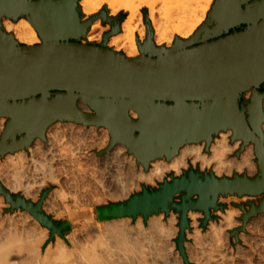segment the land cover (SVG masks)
Wrapping results in <instances>:
<instances>
[{
    "label": "water",
    "instance_id": "obj_1",
    "mask_svg": "<svg viewBox=\"0 0 264 264\" xmlns=\"http://www.w3.org/2000/svg\"><path fill=\"white\" fill-rule=\"evenodd\" d=\"M3 18L29 19L42 42L19 43L4 29ZM98 19L111 29L100 43L87 41ZM144 22L146 37L137 40L140 54L128 57L108 46L121 24L106 7L85 19L79 0H0V118L7 120L0 157L28 149L36 138L46 140L50 125L69 121L108 128L110 142L98 155L124 144L148 169L152 161L171 159L187 143L205 141L208 151L216 135L230 130L231 143L241 141L235 156L253 144L256 175L217 176L213 170L189 167L178 176L169 173L158 187L144 185L126 201L87 215L147 219L173 210L179 214L176 246L184 264H191L186 250L190 211L202 213L200 225L206 227L219 220L215 213L226 211L221 197L258 198L234 203L242 211L240 226L230 230L236 243L248 222L264 213V0H215L194 34L176 37L170 47L155 44L147 12ZM243 24L242 30L230 32ZM248 91L252 95L244 104ZM47 193L34 202L0 181V195L10 205L6 211L30 212L48 227L51 240L63 236L72 220L58 224L43 211Z\"/></svg>",
    "mask_w": 264,
    "mask_h": 264
},
{
    "label": "bare ground",
    "instance_id": "obj_2",
    "mask_svg": "<svg viewBox=\"0 0 264 264\" xmlns=\"http://www.w3.org/2000/svg\"><path fill=\"white\" fill-rule=\"evenodd\" d=\"M137 1L138 4H136ZM214 1L215 0H79V4L81 6L82 12L88 16L97 13L104 3H107L108 7L111 9L110 15H114L120 9H124L126 12H128L127 19L121 25L123 33L112 36L109 41V47H112L117 51L124 50L125 54L128 57H134L139 55L140 50L135 38V31L140 25V34L141 36H143L146 29L143 14L141 12L142 8H146L148 11V17L152 24L156 42L158 44H170L175 36L183 38L191 36L195 32V30L203 24V21L205 17L208 16L207 13H209ZM3 25L5 27V30L9 33H12L14 35V38L21 44L35 45L42 42L40 41L35 26L29 19H22L18 23L7 20L3 22ZM91 27V31L93 33L94 30L101 27V24L98 22L93 24ZM97 35L100 34L98 33ZM94 37L95 36H89L88 40L92 41ZM80 107L86 112H88L89 110L88 105L82 101H80ZM3 126L4 120H0V133L3 129ZM95 126L96 125L87 126L86 124H79L69 121H57L53 123L47 128L48 130H46V141H43L41 138L34 139V145L31 148V158H28L25 151L18 150L19 152L16 151V153L14 152L13 154L8 153L9 155L4 160L0 161L1 182L11 192H18L22 190L24 196L26 198H29L38 191L36 189L37 191L35 190L36 192H34V184H36L38 179L40 180L39 183L37 182L39 184H37L38 189L39 186H44V183H46L48 180L59 181V176H57L56 173L59 170L57 171L53 167V165L67 159L66 154L68 153H61L63 152V150H60L61 145H58L59 139L61 140V135H69L71 139V137L75 136L76 133L77 136L80 135L78 134L79 132L82 133L81 138L85 136H91L93 142H96V144H99L102 140L101 142L103 143V145H106L107 142H110V134L108 128L103 127L101 128L100 133L98 131V134H96L94 133V131L97 129V126ZM52 130L53 132H51ZM230 134V130L221 131L218 134L220 137L215 136L213 142L210 144L208 152H206L205 150V141H201L199 143H187L186 145H183V147H181L180 152H178L179 154H176L177 156L175 155L169 160L165 159V157L164 159L159 158L154 160L152 168L149 171L145 170V167L143 168L142 166L136 168L137 158H135L133 154L131 155V153H127L128 149L124 144H116L111 149L112 152L105 153V156H107V154H110L112 156L113 159L110 158L112 161H109L111 162V164H113L114 167H116L115 171L116 173H118L117 175L120 176H116V174H114L115 172L112 174L113 176L115 175V177H118L117 181L119 177H121L122 180L121 178L118 182H116L115 180H108L112 183L113 181H115L117 183H115L116 185H120L122 183L121 186H118L121 188V190L123 187V190L121 191L122 193L128 188V184H125L129 180V176L131 177L130 181L135 179L138 181V183H135L136 187H139L143 183L153 184L155 182V179L163 178L167 173L174 172L176 175H180L182 171L189 166V162H191L194 167H199L201 170L211 168L217 176L231 175L234 171L238 173H254L257 168V163L254 160L255 153L253 144L247 145L238 157H233L231 155L240 146L241 141H236L234 142V144H231ZM62 140L60 142H62ZM78 141H80V143L77 145L78 148L76 147L77 152H72L71 150H69L72 152L71 155H69L73 157V161L74 159H76L74 163L76 162L77 164L78 159L81 164V160H85V158L88 157L87 155L89 153L87 152L88 150L86 151V149L89 148V145L88 143L85 144V140L82 142L78 139ZM90 142L91 141H89V143ZM62 143L64 145V142ZM75 143H77V139L75 140ZM86 145H88V147H86ZM120 145L124 146V148L121 150L119 149ZM56 148H58L61 152L58 153L54 151V149ZM76 150L74 149L73 151ZM79 158H81V160ZM89 159L87 158L86 161ZM109 161L107 160V162ZM107 162H104V164ZM67 166H69V164H67ZM63 167L61 166V168ZM74 170H72V172H74ZM123 170L124 173L127 172V174L129 175H123ZM63 171L66 170L63 169ZM76 171L78 172V170ZM102 171H99L101 172V176H103ZM67 172L68 171H66V173ZM66 175L67 174H65L64 176ZM85 175H87V173ZM89 175L90 173L88 174V176ZM122 175L128 178L125 177L123 179ZM88 176L87 178H90ZM113 176L111 175L110 178ZM66 178L71 179V177L69 178L68 175L65 177V179ZM32 181L33 183H31ZM76 181L77 179L75 180V182ZM75 182H72V184H74V187H76ZM78 182L77 187H79ZM102 183L104 182H101V184ZM106 185L107 184L105 183V188ZM103 186L104 184L100 186V189L104 188ZM55 193H57V195H59L61 198L64 195L63 191L60 192L58 190H55ZM64 197L66 196L64 195L63 198ZM61 198L58 199L56 197V194L51 193L50 199L46 201L47 204L45 209H47L49 213L57 212L56 210L60 212V209L57 207V202ZM75 199L76 198H74V203H77L78 199L77 202H75ZM3 201V197H0V202L2 204ZM56 207L58 209H56ZM236 211V209H227L226 212H221L220 214L226 222H231ZM59 215L60 214H58V216ZM189 217L191 220H196L198 217L197 211H190ZM73 219L74 215H72L71 217L72 221H74ZM160 219L161 217H156L150 220V228L152 229V231L150 230V232L146 231L142 223H139L140 225H138L139 228L137 231H135L136 229L132 231L133 229H131V227L130 229H119L117 225L116 226L118 228L115 227L116 223L114 222V226H112L111 224H109L111 225V227H109L108 225V228L104 226L105 229L107 228L104 231L100 228L99 225L92 226L90 224L91 228L94 227L92 231L94 232V239L85 238V240L82 241L84 239V236H81V238L78 239V237H80L79 235L84 233V230H86L85 233L88 234V237H90L89 235H91V232L89 230V232L87 231V225V229H85L86 226H84L83 230L75 229L76 232L80 231L79 235L76 236V233L72 234L68 239L65 240L57 238L54 245L49 244L45 249H43V241L48 237V229L41 227L39 223L40 221H38V219L34 218L31 214L26 213L24 217L19 216L18 214L16 216L14 214V216L10 215L4 218L2 217V219H0V264H163L162 261H165L166 264L168 259L163 254L164 252H162V249L160 248L161 246L157 243V238H155V236H158V239H160V242L162 243L163 241H168L169 239H167V236L170 235L169 233L174 228L176 219L174 217L169 218V225L165 224V222H161ZM119 222L123 223L122 219ZM34 224L40 227H34ZM31 226L34 227V229L31 228ZM35 228H38V230H36ZM210 252L212 253V251ZM211 258L207 260L212 261L213 259ZM200 263L202 264V262Z\"/></svg>",
    "mask_w": 264,
    "mask_h": 264
},
{
    "label": "rangeland",
    "instance_id": "obj_3",
    "mask_svg": "<svg viewBox=\"0 0 264 264\" xmlns=\"http://www.w3.org/2000/svg\"><path fill=\"white\" fill-rule=\"evenodd\" d=\"M136 4H138V1L136 2ZM104 7H106L108 9V12H109V15H110L111 9L108 7V4L104 3L101 6L100 10L102 8H104ZM80 8H81V6H80ZM141 12H142L143 18H144V14L146 12H148V11H147L146 8H142ZM83 15H84L85 19L88 18L89 16H91V15L88 16V15H86L84 13H83ZM207 15H208V13H207ZM110 16H116L118 18V21L122 25V23L128 17V12H126L124 9H120L114 15H110ZM206 18H207V16L205 17L204 20H206ZM19 19L22 20V19H27V18H19ZM7 20H10V21H12L14 23H18L20 21V20L19 21L18 20H12L10 18H3L2 24H3L4 21H7ZM16 21H18V22H16ZM98 22L101 24V27L97 28L96 30H94L93 33L91 31L92 30V27H91L89 32H88V35H87V41H88V37L89 36H95L93 40H96L97 42L102 41L103 33L110 28V24L104 23L101 19H98L93 24L98 23ZM3 27H4V25H3ZM4 29H5V27H4ZM140 30H141V26L139 25L138 29L135 31V38H136V41L139 38L140 41L143 42L145 37H146V29H145V34L143 36H141ZM98 33L100 35H97ZM121 33H123L122 29H121L119 34H121ZM119 34H117V35H119ZM113 36H116V35H113ZM191 36H189V37H191ZM176 37H178V36H175L170 44H166V43L158 44L156 42L155 36H153V39H154V42H155V44L157 46L170 47L173 44V42H174ZM189 37H187V38H189ZM180 38L187 39V38H183V37H180ZM82 41L85 42V40H82ZM109 41H110V39H109ZM109 41H108V46H109ZM137 43H138V41H137ZM122 51L124 52V50H122ZM139 54H140V50H139ZM263 126H264V124H263ZM96 128L97 129L94 131V133L98 134V131L100 133L101 127H96ZM51 132H53V130ZM76 134H75V136H72L71 139H70L69 135H66V134L65 135H61V140L65 138L64 140H62V142H64V145H63L62 142H60L61 141L60 139H59L60 143L58 142V145H61L62 149L60 148V150H63V152H61L58 148H56L58 150L54 149V151H56L58 153L61 152V153L66 154L68 152L66 154V156H67V159H65L66 161L63 160V161L58 162L57 164L55 163L53 165V167L57 171L59 170L58 172H56L57 176H59L58 177L59 179L57 178L59 181L48 180L46 183H44V186H39V189H38L37 184L40 181L38 179V181H37L38 183L36 182V184H34L35 185L34 192H36L38 190L37 191L38 193L37 192L34 193V195H33L34 198H33V196L28 198V199H30V200H32L34 202H37L41 198L42 193L44 191H47L48 193H47V196H46V198L44 200L45 202L43 203V211L46 214H48L50 217H52L58 224H60L63 221H66V220H70L72 215H74V219H73L74 221H72V225L63 230V234L64 235L61 236L60 234H56L55 237L53 239H51V240H49V238H50V230L48 229V227L43 226L39 222L41 227L48 229V237L43 241V249H45L49 244H53L54 245L56 240H57V238L65 240V239H68L72 234L76 233V236L79 235L80 231H77L78 232V234H77L76 230H78V229L79 230H83L84 226H86L85 229H87V225H88L87 231L89 230L91 232V235H89L90 237H88V234L85 233L86 230L83 231L84 233L81 231L83 234L79 235L80 237H78V239L81 238V236H84V239L83 240L81 239L82 241H84L85 238L94 239V232H92L94 227L91 228V225L92 226L99 225L100 228L104 231V230H106L108 228L109 224L114 226L113 224L116 223L115 227L118 226L119 229H123L124 230V229H130V227H131V229H133L132 231H134V229H136L135 231H137L138 228H139L138 225H140L139 223H142V225L145 227L146 231L150 232V230L152 231V229L150 228L151 227V221L150 220L152 218L161 217L160 221L161 222H165V224L169 225L168 224L169 223L168 219L171 218V217H174L176 219L175 220V224H174V228H176V229L173 228L172 229L173 231L171 230V232L169 233L170 235L167 236V239H169V240L168 241L166 240L165 242L163 241V243H162V242H160V239H158V236H155V238H157V243L161 246L160 248L162 249V252H164L163 254L168 259L166 264H184L183 258L180 255V253H179V251L177 249V246H176V242H175V238L177 237V234L179 232V227H178V222H179L178 216H179V214L176 213L173 210L170 211V213L168 215H166L163 212L157 213V214H151L147 219H145L142 215H139L136 218L124 217V218H118V219H101V220H98L96 218H88V216H87L95 208H99L101 206L112 205V204H115V203H120V202L126 201L131 195L142 191V188H143L144 185L147 186V187H149V186H152L154 188L158 187V183L160 181H162L165 177H169L168 176L169 173H167L163 178L155 179V182L153 184H144L143 183L139 187H136V185H135V183H138V181L136 179L130 181L131 177L129 176V180L125 184V185L128 184L127 185L128 188L126 187L127 188L126 191H128V192H126L124 190L126 193L124 191H123L124 193L123 192L121 193V191L123 190V187H122V190H121V188L118 187V186H121L122 183L120 185L119 184L116 185L117 184L116 182H118L121 177H119V179L117 181L118 177H115V175L113 176V174H112V173L115 172L114 174H116V176H120V175H117L118 173H116V171H115L116 167H114L113 164H111V162H110V161H112L110 159V158H112V156L110 154H107V156H105L106 154L98 155V153H97V152L101 151L102 149L106 148V146H108L109 142H107L106 145H103V143L101 142L102 140H101L99 144H96V142H93L91 136L83 137V135H82L83 138H81V134L82 133L78 132V134H80L78 136ZM216 136L220 137L219 135H216ZM230 136H231V134H230ZM46 137H47V131H46ZM38 139H40V138H38ZM76 139H77V143H75ZM78 139L81 140L82 142L85 140V144L88 143V145H89V148L86 149V151L88 150L87 152L89 153V154L87 153L88 157H86L85 160L83 158H82L83 160H81V158H79L81 160V164H80V161L78 159H77V164H76V162L74 163V161H76V159H74V161H73V157L70 156L72 152H77V150H76L78 148L77 145L80 143V141H78ZM89 141H91L90 142L91 145H90ZM66 142H68L69 145ZM231 144H234V143H231ZM33 145H34V142L32 143V145L28 149H23V150H19V151H25L27 156H28V158H31L32 157L31 156L32 155L31 148L33 147ZM88 145H86V147H88ZM58 147H60V146H58ZM83 147H85V146H83ZM123 148H124V146L120 145L119 149L121 150ZM238 148L236 150H238ZM74 149L76 151H73ZM69 150H71L72 152L69 151ZM236 150L232 153L231 156L236 157L235 156ZM19 151H17V152H19ZM208 151H206V152H208ZM111 152H112V150L109 153H111ZM179 152H180V150H179ZM127 153H128V150H127ZM9 154H13V153H9ZM9 154H7L4 158L0 157V161L4 160ZM89 155H90V157H89ZM106 157H107V159H106ZM87 158L88 159L90 158V159L86 161ZM162 159H164V158H162ZM107 160L108 161L110 160V161L107 162ZM254 160H255V157H254ZM104 162H107V163L104 164ZM153 162L154 161H152L150 163V166H149L148 169H145L144 166L142 164L138 163L137 160H136V168H138L139 166H142L145 170L149 171L152 168ZM67 164H69V166H67ZM64 165H66V166H64ZM104 165H106V166H104ZM61 166L62 167L64 166V167L61 168ZM94 166H96L97 168L94 167ZM100 166H103V167H100ZM108 167L109 168L111 167V168L109 169ZM189 167H194L191 164V162H189V166L187 168H189ZM194 168H199V167H194ZM63 169L68 171V172L66 173V171H63ZM74 169L78 170V172L76 170H74ZM72 170H74V172H72ZM100 170L101 171L103 170L102 171V175L104 177L100 175L101 174V172H99ZM209 170H212V169L211 168L202 169V171H209ZM75 172H77V173H75ZM234 172H236V171H234ZM257 172H258V168H256V171L254 173L249 174V175L250 176H254V175L257 174ZM86 173H87V175H85ZM89 173H90V175L88 176ZM94 173H95V176H94ZM171 173H174V172H171ZM65 174H67L69 178L71 177V179H67V178L65 179V177L67 176V175L64 176ZM111 175L113 176V177H111L113 179L110 178ZM123 175H127L128 176L129 174H127V172L124 173V170H123ZM123 175H122V177L124 179L126 176H123ZM231 175H228V176H231ZM87 176L90 177V178H87ZM114 177H115V179H114ZM99 178L102 181H100ZM126 178H128V177H126ZM76 179H77V181L75 182ZM103 179H104V181H103ZM108 179L110 181L111 180H115L116 182L113 181V183H112ZM66 180H68V181L70 180L71 182L69 181L70 182L69 183ZM121 180H122V178H121ZM33 181L31 183H33ZM41 181H42V179H41ZM72 182L76 183V187L73 186L74 184H72ZM77 182H78L79 187H77ZM99 182H100V185H99ZM101 182H104V183H102V184H104V186H103L104 188L100 189V186H102ZM105 183L108 185V186L106 185V188H105ZM129 187H131V188H129ZM74 188H76V189H74ZM78 188H79V190H78ZM116 188H118V189H116ZM119 188H120V190H119ZM55 190H58L60 192L63 191V194L66 197L63 198V196H64L63 195L62 198H61L59 195H57V193H55ZM75 190H78V191H75ZM12 193H14V194L15 193H19V194L24 196V193L22 192V190H20L18 192H12ZM51 193L56 194V197L58 199L61 198L57 202V207L60 209V212L58 210H56L57 212H50L49 213L48 210L45 209L46 208V204H47L46 201L50 199ZM94 195H96V196H94ZM0 197H3V199H4L3 195H0ZM74 198H76L75 202H77V199H78V202H77L78 204L74 203ZM220 200H221L222 203H225V204L228 205V207L226 208V211H227V209H236L237 211L235 212L231 222H226L223 219V217L221 216V214H220L221 212H226V211H219V212L215 213V214H217L219 216V220L210 221L206 227H201L199 219L203 217V214L200 213V212H197L198 213L197 219L196 220H191L192 229L187 231L186 250H187V253H188V256H189V260H190L191 264H201L200 262H202V264H214V263L215 264H222V263L223 264H264V259H263L264 258V213L258 215L257 217L252 218L248 222L247 231L246 232H242L240 234V243H236L235 238L230 235V230H232L234 227L240 226V224H241V222L238 220V217L242 214V211L238 207H236L234 205V203H243V202H247L248 200H253V201L257 202L258 198H248V197L240 198L238 196H226V197H221ZM58 203H59V206H58ZM9 207H10V205L6 204L5 200L3 201V204L0 202V219H2V217L4 218V217L10 216V215L14 216V214H15V216L18 214L19 216H22V217L25 216V213L26 214H31L30 212H28V211L25 212L26 210L24 211L22 209H16L13 212H7L6 209L9 208ZM57 207H56V209H58ZM61 211L62 212L64 211V212L62 213ZM193 212H195V211H193ZM57 213L60 214V215L58 216ZM121 219H122L123 223L119 222ZM138 221H140V222H138ZM34 225H32V226H34ZM111 225H109V227H111ZM32 226H31V228L34 229V227H36L37 225H35L34 227H32ZM40 226H37V227H40ZM104 226H106L107 228L105 229ZM35 229L38 230V228H35ZM85 234H86V236H85ZM210 251H212V253ZM211 255H213V256H211ZM199 258H201V259H199ZM210 258L213 259V260L212 261L207 260V259H210ZM200 260H202V261H200ZM206 260H207V262H210V263H207ZM162 263L165 264V261H162Z\"/></svg>",
    "mask_w": 264,
    "mask_h": 264
},
{
    "label": "flooded vegetation",
    "instance_id": "obj_4",
    "mask_svg": "<svg viewBox=\"0 0 264 264\" xmlns=\"http://www.w3.org/2000/svg\"><path fill=\"white\" fill-rule=\"evenodd\" d=\"M20 20V19H19ZM18 20V21H19ZM18 21H16V22H18ZM246 25H240L239 27H236V28H233V29H231L230 30V32H234V31H239V30H242L244 27H245ZM111 29V27L108 29V30H106L105 32H107V31H109ZM104 32V33H105ZM103 33V34H104ZM87 40V39H86ZM89 41V40H88ZM90 42H96V43H100V42H97L96 40H93V41H90ZM261 91H264V83L262 84V86H261ZM251 92L250 91H248V92H246L245 94H244V104H247L248 102H249V100H250V98H251ZM6 119H5V124H6Z\"/></svg>",
    "mask_w": 264,
    "mask_h": 264
},
{
    "label": "crops",
    "instance_id": "obj_5",
    "mask_svg": "<svg viewBox=\"0 0 264 264\" xmlns=\"http://www.w3.org/2000/svg\"><path fill=\"white\" fill-rule=\"evenodd\" d=\"M210 10H211V9H210ZM204 21H205V20H204ZM204 21H203V22H204ZM200 26H201V25H200ZM198 28H199V27H198ZM198 28H197V29H198ZM38 35H39V34H38ZM39 37H40V36H39ZM40 41H41V39H40ZM88 111H89V110H88ZM134 115H136V114L134 113ZM0 120H4V126H5V118H0ZM4 126H3L2 131L4 130ZM101 128H103V127H101ZM104 128H105V127H104ZM262 128H263V125H262ZM2 131H1V133H2ZM1 133H0V134H1ZM109 134H110V133H109ZM185 145H186V144H185ZM182 147H183V146H182ZM220 201H221V200H220Z\"/></svg>",
    "mask_w": 264,
    "mask_h": 264
}]
</instances>
